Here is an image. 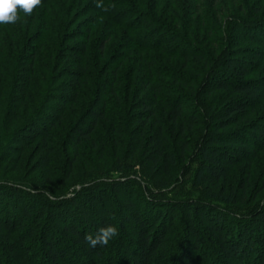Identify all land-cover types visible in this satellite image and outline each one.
<instances>
[{
  "label": "trees",
  "instance_id": "obj_1",
  "mask_svg": "<svg viewBox=\"0 0 264 264\" xmlns=\"http://www.w3.org/2000/svg\"><path fill=\"white\" fill-rule=\"evenodd\" d=\"M258 38L264 0L18 6L0 24V264H264ZM106 194L125 214L92 245L115 227Z\"/></svg>",
  "mask_w": 264,
  "mask_h": 264
},
{
  "label": "rangeland",
  "instance_id": "obj_2",
  "mask_svg": "<svg viewBox=\"0 0 264 264\" xmlns=\"http://www.w3.org/2000/svg\"><path fill=\"white\" fill-rule=\"evenodd\" d=\"M89 18V16H86V17H84L83 19H82V21L80 22V24L82 23V22H85L87 19ZM84 20V21H83ZM239 34H243V33H241L240 31H237L236 32V35H239ZM257 40V42L258 43H256V42H254V43H249L248 45H245L248 49H249V51H251V50H263V46L264 45H261V43L260 42H263V40L264 39H261V38H258V39H256ZM254 54H256V53H251V54H248V53H246L245 54V57L247 58V59H250V60H255L256 61V56L254 55ZM259 60H261V63H262V58L261 59H258L257 61H259ZM254 62V61H253ZM188 103H189V101H188ZM189 107H190V111L189 112H191V110H193L192 108H191V105H189ZM204 124H205V122H203ZM104 126H106V125H104ZM201 131H200V129H198V130H196L195 129V131L193 132V133H191V136H192V141H193V144L196 146V143H194V142H196V141H199L198 139H199V137H200V133ZM100 134H103V135H106V132H104V131H102V133H100ZM99 134H97V136H98ZM172 139H173V136H172ZM99 142V141H98ZM28 151H30V149L28 150ZM86 152H87V155H94L93 157H95L94 158V160L93 161H91L90 162V169H89V171L88 172H90L91 170H93V171H95V172H99L100 171V166L101 165H105L106 163L105 162H103V163H100V161H99V159L97 158V149H95L94 150V148H92L90 145H87V147H86ZM97 159V161L96 162H94L95 160ZM132 162V161H131ZM132 164H134V165H136L135 163H132ZM92 165V166H91ZM141 169V166L137 163V167H136V169L132 172V174H137L138 173V171ZM82 171V170H81ZM78 171V173L80 172V174L81 173H83L84 171ZM97 174H100V173H97ZM234 174V173H233ZM112 175H114L113 177H118V175L117 174H112ZM237 175V174H236ZM230 176H232V175H230ZM237 176H239V175H237ZM236 176V177H237ZM263 178H264V170H263V168H257L256 169V171H255V175L253 176V178H252V184H253V186H256V188H258L259 186H260V183H261V181L263 180ZM230 179H231V177H230ZM76 184L77 183H73V184H71L69 187H66V190L68 189V191L70 192V194H69V196H71L72 195V191H73V189H74V187L76 186ZM111 192V191H110ZM107 196H106V202L107 203H110V207H108V206H106V207H108V209L111 211V210H113V213L115 214V216L113 217V220H114V224H115V228H118V226L120 225V223H121V221H122V219H121V216H122V214H125L121 209H117V210H114V207H115V205L117 204V203H115V205H114V198L112 199V195H108V194H106ZM109 196V197H108ZM262 198H264V195L263 196H261ZM119 200L121 199V197H119L118 198ZM133 199V201H139V205H140V207H141V211L142 212H144V209L146 208V206L147 205H145V203H144V201L142 202V200L140 199V198H138L137 197V195H135L134 196V198H132ZM139 199V200H138ZM9 202V201H8ZM6 201L5 202H3L2 204H1V207L3 208V209H5L6 208ZM10 203V202H9ZM29 204H32V205H34V203H31V202H28V205ZM106 205H108V204H106ZM2 211V210H1ZM99 211V210H98ZM179 213V217L181 216V211H179L178 212ZM17 214H19L20 215V211L19 212H17ZM129 216V215H128ZM130 216H132V215H130ZM179 220V218L177 219V221ZM195 222H196V224H198V225H200L199 224V220H198V218H195ZM256 226H258L257 224H255V225H251V230H253V232L255 233V231H256V229H257V227ZM53 230H56V227H54V225H53ZM256 237V236H255ZM70 246H71V251L73 252V249L75 248V249H80V247H77L76 245H74V244H69ZM208 252H209V255H211V257H210V260H211V258L212 259H214L215 257V255H216V252H214L213 251V249L211 248V247H209V249H208ZM116 253H120V254H123V253H126L124 250H121V252H116ZM214 264H229V263H226L225 261H224V259H221V258H216L215 260H214Z\"/></svg>",
  "mask_w": 264,
  "mask_h": 264
},
{
  "label": "clouds",
  "instance_id": "obj_3",
  "mask_svg": "<svg viewBox=\"0 0 264 264\" xmlns=\"http://www.w3.org/2000/svg\"><path fill=\"white\" fill-rule=\"evenodd\" d=\"M40 0H0V24L14 23L17 20V7L26 14H30L33 7L38 5ZM116 234V229L113 226L101 228L97 234V238L93 239L88 236L86 241L92 245L96 243H107L108 239Z\"/></svg>",
  "mask_w": 264,
  "mask_h": 264
}]
</instances>
